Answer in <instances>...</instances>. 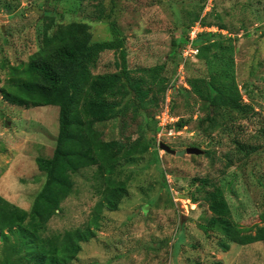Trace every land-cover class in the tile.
Here are the masks:
<instances>
[{
    "label": "rangeland",
    "instance_id": "1",
    "mask_svg": "<svg viewBox=\"0 0 264 264\" xmlns=\"http://www.w3.org/2000/svg\"><path fill=\"white\" fill-rule=\"evenodd\" d=\"M110 1L0 0V16L6 17L0 19V193L26 210L31 208L44 182L43 177L36 178L39 174L36 157L52 155L56 145L59 107H25L9 101L2 91L10 78L8 66L27 61L42 46L46 23L58 27L60 23L81 21L89 25L87 33L92 41L111 38L109 22L96 16V5L103 3L109 10L110 4L114 3ZM116 2L117 15L113 18L117 19L119 32L125 37L127 63L133 73L136 74L140 67L166 62L169 84L177 72L184 80L192 76H207L205 62L190 55L186 56L183 72L178 67L173 72L171 52L175 47L174 40L189 30V11L197 10L201 0ZM202 2L205 3L202 16L205 9L212 11L206 20L212 23L222 21L232 36H236V80L244 101L252 103L255 112L240 118L236 127L226 129L221 126L206 134L197 126V115H201L200 103L194 96L187 95L188 88L184 87L183 79L180 82L179 75V78H174L176 88L184 94L176 96L174 109L171 108L172 94L168 103L166 93L164 97L159 96L158 107L149 108L155 118L169 108L171 127L165 126L166 131L156 136L159 160L154 159L153 147L139 161L119 164L121 175L130 176L128 194L117 210L103 209L98 222L92 225L95 236L82 242L81 252L69 264H264L262 241L246 245L231 243L230 248L224 250L215 238L216 233L212 237L206 236L202 225L211 216L208 203L202 200L195 203L188 198L190 192L199 194L198 189L203 187L201 184L204 183L195 178L207 179L210 184L224 187L233 218L243 228L262 224L264 0ZM33 6L43 13L40 15L28 10ZM22 8L24 12H21ZM216 14H221L223 20L216 18ZM215 28L218 29L217 26ZM201 29L191 38L189 35L186 43L190 45V40L194 39L191 45L196 47L199 33L210 32L203 27ZM52 32L50 28L49 33ZM115 59L113 51L103 52L92 68L93 72L115 71ZM181 60L185 59L181 57ZM190 115H193L192 120L182 129L177 130L173 126L179 116ZM126 119L125 126L116 120L100 124L105 139L118 140L121 136L126 142L136 139L141 118L132 119L129 111ZM163 122L167 124V121ZM161 142L177 151L196 146L204 152L171 155L159 147ZM94 171L95 167H90L74 175V192L63 202L62 210L50 219L48 234L83 227L92 218L100 199V194L92 186L96 182L92 177ZM164 179L171 195L164 186ZM205 188L212 187L208 184Z\"/></svg>",
    "mask_w": 264,
    "mask_h": 264
},
{
    "label": "trees",
    "instance_id": "2",
    "mask_svg": "<svg viewBox=\"0 0 264 264\" xmlns=\"http://www.w3.org/2000/svg\"><path fill=\"white\" fill-rule=\"evenodd\" d=\"M112 1L109 10L103 3L96 5L97 18L110 24L111 38L92 41L87 33L89 25L81 21L60 23L58 27L46 23L42 46L27 61L8 66L9 82L2 87L5 97L25 107L58 106L59 129L52 155L36 157L39 171L38 176L35 173L36 178L43 177L44 182L31 208L26 210L0 193V264H69L81 252L82 242L95 236L92 225L98 222L103 209L117 210L128 194L130 176L121 175L119 164L139 161L153 147L154 159L159 160L156 136L161 127L149 108L158 107L159 96H165L170 80L167 64L140 67L136 74L131 71L125 37L119 32L117 19L113 18L117 15V2ZM198 4L197 10L189 11L188 32L173 42V72L181 62L189 31L196 22L227 29L222 21H207V16L213 12L202 16L205 3L201 0ZM215 16L223 20L221 14ZM50 19L52 21L53 16ZM50 28L52 33H49ZM198 37L195 57L205 62L208 74L189 77L187 95L194 96L200 103L197 126L211 134L221 126L236 127L238 120L255 112V108L244 101L236 80V36L203 31ZM105 51L116 54V70L93 72L92 68ZM181 91L173 92L172 109ZM129 111L132 119L141 118L136 131L138 137L131 142H126L123 136L118 140L105 139L99 125L116 120L125 126ZM192 118L193 115L179 116L173 126L182 129ZM90 167H95L92 177L96 182L92 186L100 194L92 218L83 227L48 234L50 219L62 210L63 202L74 192V175ZM195 180L202 181L203 187L198 189L199 194L190 192L188 198L195 203L200 200L208 203L211 216L202 225L206 236L216 233L215 238L224 250H228L231 243H264V212L261 213L262 224L245 229L233 218L224 187L210 184L207 179ZM208 184L212 188L206 189Z\"/></svg>",
    "mask_w": 264,
    "mask_h": 264
},
{
    "label": "built area",
    "instance_id": "3",
    "mask_svg": "<svg viewBox=\"0 0 264 264\" xmlns=\"http://www.w3.org/2000/svg\"><path fill=\"white\" fill-rule=\"evenodd\" d=\"M202 27H203L204 29H207V30H210V31H211V30H214V31L217 30L215 27H205V26H202L201 22H196L195 25H193L192 28H191L190 31H189L190 38H191V35H192V34L201 31V30H202V29H201ZM188 42H189V41H188ZM193 42H194V39H193V40L191 39V40H190V45L187 43L186 46H185V48H184V50H183V56H185V57H184L185 60H186V58L188 57V55H190V56H195V55L198 53V48H197V47H194L193 45H191V44H193ZM186 56H187V57H186ZM183 67H184V63H182V64L180 65V67H179V71L183 72V71H182V70H183ZM178 75H179V77H180V82L182 83V79L184 80V77H183L182 75L180 76V73H178ZM178 75H177V76H178ZM179 77H177V78H179ZM173 89H174V88H173V86L171 85V86L168 88V90H167L166 97H167V102H168V103H170V101H171V94L173 93ZM170 90H171V91H170ZM169 91H170V93H169ZM168 112H169V108H167L166 110H164V112H163L161 115H157V116H158V119H161V121L159 120V124L162 126L160 132H158L159 135L161 134V132L164 133V131H166L165 126H168L169 124H171V121L168 120V117H170V115H169ZM162 120H163V121H167V124L164 125V122H163ZM169 133L172 134V131H169Z\"/></svg>",
    "mask_w": 264,
    "mask_h": 264
},
{
    "label": "water",
    "instance_id": "4",
    "mask_svg": "<svg viewBox=\"0 0 264 264\" xmlns=\"http://www.w3.org/2000/svg\"><path fill=\"white\" fill-rule=\"evenodd\" d=\"M28 10H34L36 12H38L40 15L43 13V11L38 8L37 6H33L31 9ZM21 12H24V8L21 9ZM4 18H6L5 16H0V19L3 20ZM159 147L162 148L163 150H165L166 153H169L171 155H176V156H183L186 153L187 154H201L204 152V150L202 148L196 147V146H190L187 147L186 149H182V150H175L173 149L170 145H168L165 142H161L159 144Z\"/></svg>",
    "mask_w": 264,
    "mask_h": 264
},
{
    "label": "clouds",
    "instance_id": "5",
    "mask_svg": "<svg viewBox=\"0 0 264 264\" xmlns=\"http://www.w3.org/2000/svg\"><path fill=\"white\" fill-rule=\"evenodd\" d=\"M207 7H208V6H207ZM207 7H206V8H207ZM206 12H207V11H206V9H205L204 15H205ZM202 25H203V24H202ZM216 26L218 27V29H217L216 31L211 30L212 32H220V33L225 34V35H231V33H229L227 29H220L218 25H205V27H216ZM211 31H210V32H211ZM185 46H186V45H185ZM185 46H184V48H185ZM184 48H183V50H184ZM183 50H182V58L184 59V57H183ZM196 55H197V54H196ZM196 55H195V56H196ZM185 61H186V60H181L179 66H178V69H179V67H180V65H181L182 63L185 64ZM177 74H178V72H177ZM176 77H178V76H176ZM176 77H174V78H176ZM174 78L172 79L171 83L168 85V88H169L171 85L173 86V88H174V89H173V92H174L175 90H178V88H176V87H178V86H175V80H174ZM186 81H187V79L183 81V82L185 83V84H184V87L189 88L188 82H186ZM168 88H167V90H168ZM167 90H166V93H167ZM172 95H173V93H172Z\"/></svg>",
    "mask_w": 264,
    "mask_h": 264
}]
</instances>
